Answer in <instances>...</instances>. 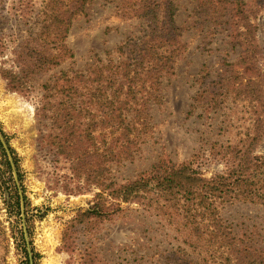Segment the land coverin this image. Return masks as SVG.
I'll return each mask as SVG.
<instances>
[{
	"label": "rangeland",
	"instance_id": "374dc122",
	"mask_svg": "<svg viewBox=\"0 0 264 264\" xmlns=\"http://www.w3.org/2000/svg\"><path fill=\"white\" fill-rule=\"evenodd\" d=\"M41 1L36 0V10ZM137 1L92 0L86 13L74 19L67 37L74 57L35 78L25 93L9 89L2 68H15L13 52L26 28L17 18L0 28L5 44L0 55V132L17 172L16 178L2 144L0 264H183V253L189 254L190 264L204 263L202 249L184 245L178 224L136 203H123L122 211L104 222L99 218L78 221L101 187L98 183L88 186L84 174H75L73 160L50 142L49 135L55 131L50 117L58 112L63 95L53 91L51 105H44L42 85L57 84L63 71L72 76L75 70L87 72L93 64L119 58V47L125 43L132 48L147 40L149 21L137 16ZM173 2L186 48L176 59L175 74L163 80L164 102L151 110L152 128L135 159L113 165L115 180L135 178L161 158L179 163L195 155L203 172L211 176L224 169V163L210 155L214 144L238 142L254 133V109L245 91L251 79L264 92V0H230L215 13L216 5L211 8V15L205 14L200 0ZM239 3L247 17L238 14ZM164 11L162 3L160 12ZM246 22L254 26L253 34L234 39L237 29L245 31ZM248 46L251 60L244 63ZM233 73L238 76L235 87L243 96L236 98L234 88L227 87L230 92L224 88L215 107L211 92L219 90L220 76L229 78ZM62 84L58 82V89ZM253 101L258 108L263 103ZM87 103L100 116L98 102ZM99 132L97 128L94 134ZM258 152H264V141ZM77 185L83 189L78 191ZM220 209L238 235L247 232V243L264 250V204L226 203Z\"/></svg>",
	"mask_w": 264,
	"mask_h": 264
},
{
	"label": "trees",
	"instance_id": "16d2710c",
	"mask_svg": "<svg viewBox=\"0 0 264 264\" xmlns=\"http://www.w3.org/2000/svg\"><path fill=\"white\" fill-rule=\"evenodd\" d=\"M91 1L42 0L36 10V0H0V28L13 18L26 28L23 41L13 52L15 68H2L9 89L25 93L35 78L74 57L67 37L74 19L86 13ZM200 2L206 15L213 14L209 12L215 5L214 13L221 5L231 4L230 0H217V4L214 0ZM136 4L137 16L149 21L147 40L132 48L125 43L119 47V58L93 64L87 72L75 70L72 76L63 71L57 84L42 85L44 105H51L53 91L63 95L58 112L50 117L56 131L49 135L50 142L73 160L75 174H84L88 186L98 183L101 187L94 204L80 214L78 221L99 218L104 222L120 213L123 203H136L178 224L184 245L203 250L206 257L202 264H264V250L247 243V232L238 235L225 222L220 209L226 203L264 204V152H258L264 141V92L251 79L246 83L245 94L254 109V133H247L238 142L214 144L210 155L224 163L223 170L207 176L195 155L179 163L161 158L151 169L132 179L119 181L112 174L113 165L134 160L141 143L146 141L152 128L151 110L164 102L163 80L175 74L176 59L186 48L181 28L176 24L173 0H138ZM124 7L129 10L127 3ZM237 10L247 17L241 3ZM244 25L245 31L237 29L234 39L253 34L254 26L249 22ZM4 52L0 32V55ZM244 53L246 63L251 60L249 46ZM237 79L234 73L229 78L219 77V90L211 92L215 107L224 88L226 92H230L227 87L234 88L236 98L243 96L235 87ZM59 81L63 84L58 89ZM252 100L263 103L258 108ZM87 102L93 106L98 102L100 116L91 112ZM97 128L99 135L94 134ZM6 162L11 172L9 160ZM82 189L77 185L78 191ZM17 203L19 210V197ZM182 255L183 264H190L189 254Z\"/></svg>",
	"mask_w": 264,
	"mask_h": 264
},
{
	"label": "water",
	"instance_id": "95a60500",
	"mask_svg": "<svg viewBox=\"0 0 264 264\" xmlns=\"http://www.w3.org/2000/svg\"><path fill=\"white\" fill-rule=\"evenodd\" d=\"M0 141L2 142L4 148H5V149L7 150V152H8V156H9V159H10L11 165H12V167H13L14 175H15V177L17 178V172H16V168H15V163H14V161H13V156L11 155V153H10V151H9V149H8L7 143H6V141H5V138L3 137V135L1 134V132H0ZM21 208H22V212H23L22 214H23V216H24V215H25V214H24L25 202H24L23 195H21ZM25 234H26V236H27L26 228H25Z\"/></svg>",
	"mask_w": 264,
	"mask_h": 264
}]
</instances>
